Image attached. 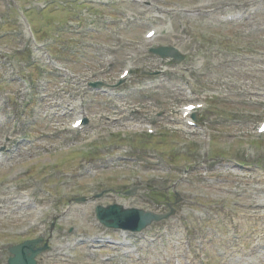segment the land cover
Segmentation results:
<instances>
[{
	"label": "rangeland",
	"instance_id": "rangeland-1",
	"mask_svg": "<svg viewBox=\"0 0 264 264\" xmlns=\"http://www.w3.org/2000/svg\"><path fill=\"white\" fill-rule=\"evenodd\" d=\"M59 1L39 15V7L48 0H0V36L6 35L0 40V144L7 152L0 164V264H7L9 245L39 236L46 237L50 248L59 244L66 248L63 253H47L48 264H264V219H258L251 206L254 195L243 193L239 197L240 186L247 183L252 188L256 174L235 173L226 160L225 167L213 168L216 164H210L209 170L213 168L217 177L206 170L208 175L202 176L204 161L216 159L208 154L209 143L199 146L200 141H188L186 155L181 156L177 142L186 138L184 133L160 119L155 128L167 133L163 139H153L150 147L157 145V153L144 148L145 143L139 147V154L135 150L127 153L120 144L100 151L101 158L111 163L97 162L99 154L89 152L92 145L88 148L84 141L93 132L100 135L109 130L110 123L99 122L98 116L119 118L118 111L126 109L130 100L136 103L142 95L131 99L113 95V103L98 97L93 106L89 101L94 94L81 85L83 79H91L90 72L97 68L105 46L108 48L119 35L130 42L126 47L141 54L152 69L161 68L159 61L148 54L149 47L174 45L188 59L177 67L167 64L160 85L148 97L159 104L158 111L170 109V118L176 122H180L182 105L205 102L208 108L199 116L211 129L215 154L239 153L245 157V165L254 163L250 155L256 157L257 153L249 151V155L247 148H236V138L241 132L251 136L253 126L264 119V91L260 102L248 98V92H255L250 88L264 86V0H109L105 4L93 0L92 6L68 7V13L58 6ZM11 4L14 10L7 11ZM29 9L31 17L26 14ZM92 11L98 13L94 32L82 34L73 28V32H57V28L76 23L78 18L83 29L88 27L86 20ZM226 12L240 19L222 22ZM101 20L112 21L111 28L101 29ZM24 21L37 33L36 42H32ZM154 26L162 32L147 44L143 35ZM46 38L57 41L51 57L45 54ZM46 67L51 71L60 68L62 74L45 75L43 82L35 83ZM121 71L113 75L118 77ZM224 85L222 94L220 87ZM191 87L199 96L197 100L186 93ZM238 91L244 92L242 97ZM85 113L90 119L89 132L94 131L87 136L74 134L69 130L70 123ZM221 115L228 116L223 124L218 121ZM146 116L147 110H142L134 118L143 120ZM242 117L245 119L240 120L251 121L249 127L234 124ZM119 127L115 130L121 133ZM257 150L258 164L263 166L264 142ZM73 151L76 154H69ZM85 152L95 156L79 154ZM126 154L136 157L135 161L113 159ZM92 159L96 161L88 163ZM85 166H90L89 173L78 174L81 169L86 171ZM14 169L19 173L12 178ZM152 173L163 183L148 185L166 192L142 186ZM8 183L15 186L9 188ZM133 185L142 186L138 196L118 194ZM107 189L112 191L97 200L104 207L118 203L165 214L169 211L167 203L177 194L183 201L174 206L176 213L171 219L151 225L142 234H130L131 246L115 247L109 241L101 245L96 243L97 237L121 242L119 233L104 229L102 234L95 224L93 203L97 201L91 198ZM26 195L48 208L34 225L30 219L23 223L20 204ZM81 197L87 200L78 202ZM71 207L74 209L68 213Z\"/></svg>",
	"mask_w": 264,
	"mask_h": 264
},
{
	"label": "water",
	"instance_id": "water-1",
	"mask_svg": "<svg viewBox=\"0 0 264 264\" xmlns=\"http://www.w3.org/2000/svg\"><path fill=\"white\" fill-rule=\"evenodd\" d=\"M135 212L139 213V214H142V215L145 214L142 211H135ZM144 216L145 217L149 216L152 220H154L156 218V217L151 216V215H144ZM105 222H106L107 225L112 226L114 228L118 227V225L116 223L110 224L107 219H105ZM142 225L145 226V224H142ZM17 249L14 250V255L15 256L10 260V264H34V260L33 259L37 255V252L34 250V248L32 246L31 247L27 246L25 248L24 247H19ZM31 249H33L34 252H30L29 257L28 256L26 257V255H25L26 252L28 250H31Z\"/></svg>",
	"mask_w": 264,
	"mask_h": 264
},
{
	"label": "bare ground",
	"instance_id": "bare-ground-1",
	"mask_svg": "<svg viewBox=\"0 0 264 264\" xmlns=\"http://www.w3.org/2000/svg\"><path fill=\"white\" fill-rule=\"evenodd\" d=\"M262 191V190H261ZM21 207L24 209V210H29V207L26 205V204H21ZM29 217V214H24L23 215V220L24 222L28 219ZM35 218V215L33 216Z\"/></svg>",
	"mask_w": 264,
	"mask_h": 264
}]
</instances>
